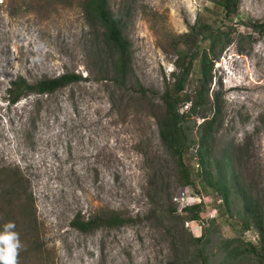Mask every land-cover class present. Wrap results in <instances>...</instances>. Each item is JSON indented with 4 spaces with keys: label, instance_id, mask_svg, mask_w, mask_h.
<instances>
[{
    "label": "rangeland",
    "instance_id": "374dc122",
    "mask_svg": "<svg viewBox=\"0 0 264 264\" xmlns=\"http://www.w3.org/2000/svg\"><path fill=\"white\" fill-rule=\"evenodd\" d=\"M83 2L0 0V170L20 169L27 181L39 225L34 239L44 251L42 262L35 253L19 262L171 264L175 224L162 215L172 208L182 215V203L198 196L193 187H180L160 139L162 105L154 92L160 95L173 83L174 38L188 33L199 17L217 19V6L210 0H109L131 43L132 75L120 89L106 74L110 54L103 31L88 24ZM240 18L264 22V0H242ZM242 35L255 41L241 43ZM234 37L215 63L211 85V98L220 93L225 105L216 153L234 155L242 184L264 206V35L241 24ZM66 73L86 80L10 102L7 91L19 77L36 84ZM197 86L194 77L187 92L193 96ZM194 157L192 148L186 161L197 179ZM3 193L0 189V223L15 211V230L24 233L20 203L8 205ZM203 202L202 222L185 224L189 234L199 238L208 230L214 244L240 234L219 211V196L210 192ZM111 211L133 222L88 234L72 226L78 217L88 221ZM245 236L258 239L252 232Z\"/></svg>",
    "mask_w": 264,
    "mask_h": 264
},
{
    "label": "trees",
    "instance_id": "16d2710c",
    "mask_svg": "<svg viewBox=\"0 0 264 264\" xmlns=\"http://www.w3.org/2000/svg\"><path fill=\"white\" fill-rule=\"evenodd\" d=\"M210 1L217 6L219 17L211 20L212 22L199 17L188 33L174 38L173 48L177 58L176 70L172 74L173 83L160 95L154 92L162 105V114L158 118L160 139L175 163L180 187H193L199 198V201L184 208L182 215L177 214L176 208L162 215L165 222L175 224V229L171 232L175 257L171 264H264L263 202L251 188L242 184L240 175L234 169V155L227 150L216 153V135L224 124L225 105L220 93H214L213 99L210 94L215 63L226 48L234 43L238 25L243 24L262 36L264 22H243L240 18L242 0ZM82 7L91 28L103 31L102 44L110 54L108 64L104 61L106 74L120 89L127 87L132 75V52L131 43L124 35L123 23L112 11L109 0H84ZM244 41L252 44L255 39L252 35L248 39L242 35L240 42ZM239 52L245 53L246 50L241 47ZM194 77L198 86L192 96L187 92V86ZM83 80L86 79L75 73L44 79L36 84H29L23 77H19L11 83L7 92L10 102L14 104L30 94H54ZM138 89L143 95L147 94L139 83ZM187 105L188 108L183 110ZM195 118H199L200 122ZM192 148L199 167L197 179L186 161ZM0 184L1 193L4 192L3 201L8 205H13L15 201L20 203L19 214L23 216L25 227L24 233L18 232L25 245L20 259L25 260L35 253L37 258L40 257L38 261L42 262L44 251L39 241L34 239L36 235L38 239L39 225L27 181L20 169L4 168L0 170ZM210 192L220 198L219 211L233 220V226L240 228V234L236 238L224 239L214 244L208 230L199 238L187 232L186 223L202 222L205 209L203 200L205 194ZM14 213L16 212H8L0 223V230L9 221L14 222L17 229L19 223ZM132 222V218L111 211L88 221L78 217L72 226L88 234L101 228L119 229ZM214 223L212 220L211 224ZM249 232L257 235L256 242L246 240L245 233Z\"/></svg>",
    "mask_w": 264,
    "mask_h": 264
},
{
    "label": "clouds",
    "instance_id": "9594fccd",
    "mask_svg": "<svg viewBox=\"0 0 264 264\" xmlns=\"http://www.w3.org/2000/svg\"><path fill=\"white\" fill-rule=\"evenodd\" d=\"M15 229L16 224L9 221L0 230V264H20L19 256L25 245Z\"/></svg>",
    "mask_w": 264,
    "mask_h": 264
},
{
    "label": "built area",
    "instance_id": "2783aa9c",
    "mask_svg": "<svg viewBox=\"0 0 264 264\" xmlns=\"http://www.w3.org/2000/svg\"><path fill=\"white\" fill-rule=\"evenodd\" d=\"M183 199H184V198H183ZM183 199H182V200H183ZM197 201H199V198H198ZM197 201H195L194 203H196ZM190 204H193V203H190ZM190 204H188V203H187V204H183V203H182V207H183L182 210H183L184 208H186V207H187L188 205H190ZM186 205H187V206H186ZM182 210H181V211H182Z\"/></svg>",
    "mask_w": 264,
    "mask_h": 264
}]
</instances>
